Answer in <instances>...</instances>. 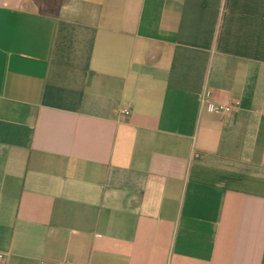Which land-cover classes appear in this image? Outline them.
Returning a JSON list of instances; mask_svg holds the SVG:
<instances>
[{
    "label": "crops",
    "instance_id": "1",
    "mask_svg": "<svg viewBox=\"0 0 264 264\" xmlns=\"http://www.w3.org/2000/svg\"><path fill=\"white\" fill-rule=\"evenodd\" d=\"M0 252L264 264V0H0Z\"/></svg>",
    "mask_w": 264,
    "mask_h": 264
},
{
    "label": "built area",
    "instance_id": "2",
    "mask_svg": "<svg viewBox=\"0 0 264 264\" xmlns=\"http://www.w3.org/2000/svg\"><path fill=\"white\" fill-rule=\"evenodd\" d=\"M208 101V96H204L203 97V105L207 104ZM233 108L230 105H223V104H215L214 105V111L215 113H222V114H226L229 115L232 112ZM122 115L125 117H129L131 115V109L126 107L122 110ZM9 254L7 253H2L0 252V261H3L4 258L8 257ZM60 264H70V263H60Z\"/></svg>",
    "mask_w": 264,
    "mask_h": 264
}]
</instances>
